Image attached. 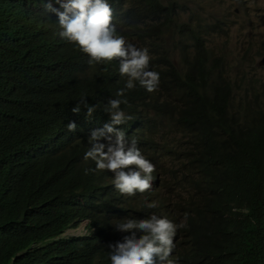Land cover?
Returning <instances> with one entry per match:
<instances>
[{
  "label": "trees",
  "instance_id": "1",
  "mask_svg": "<svg viewBox=\"0 0 264 264\" xmlns=\"http://www.w3.org/2000/svg\"><path fill=\"white\" fill-rule=\"evenodd\" d=\"M107 2L117 7L120 16L114 22L117 34L148 50L149 70L160 76L154 92L138 81L127 89L128 77L120 75L119 60L90 63V56L78 45L60 38L56 17L40 3L29 7L28 0H0V264H73L44 252L52 245H36L49 229L43 227L41 208L31 199L39 184L77 178L79 149L55 148L52 136L74 116L86 115L83 106L79 114L72 108L89 86L101 85L98 96L104 101L92 116L107 113L111 99L126 100L120 107L133 117L125 123L133 131L155 135L158 117L165 127L177 130L204 122L222 127L230 114L264 127V96L236 101L233 83L222 76L204 45L194 52L184 51L181 67L173 62L161 35L171 20L169 5L161 0ZM121 89L123 97L117 95ZM83 130L78 123L76 135L85 138ZM202 138L209 140L206 134ZM216 143L212 138L211 147ZM229 172L237 186L215 181V195L208 204L182 210L187 242L180 263L264 260V144L257 146L250 139L229 163ZM241 190L240 219L231 230L234 219L230 217L225 234L214 244L221 220L206 214L217 212L223 218L232 214ZM50 209L58 208L50 204Z\"/></svg>",
  "mask_w": 264,
  "mask_h": 264
},
{
  "label": "clouds",
  "instance_id": "2",
  "mask_svg": "<svg viewBox=\"0 0 264 264\" xmlns=\"http://www.w3.org/2000/svg\"><path fill=\"white\" fill-rule=\"evenodd\" d=\"M33 2L56 17L60 38L78 45L90 56V63L119 60L120 75L128 77L127 89H133L138 81L148 92L157 90L160 76L149 70L148 50L138 49L117 34V7L107 0H28V6ZM236 2L242 4V0ZM165 5L173 10L169 25L161 34L171 58L172 42L179 34L181 64L184 51L194 52L196 46L204 45L222 76L233 83L236 101L260 100L264 96L239 99L240 85L233 81L222 57L209 48L202 35L204 25L183 20L176 3ZM238 12L235 8L234 13ZM212 25L216 26V22L208 24ZM262 53L258 51L259 56ZM263 59L264 56L260 66H264ZM242 81H247L246 76ZM101 87L86 88L81 101L72 108L73 113L79 114L83 106L86 115L74 116L52 136L55 148L79 149L78 175L76 179L39 184L32 194L33 205L41 208L43 227L49 229L48 236L36 245H52L44 252L73 264H182L179 258L187 242L182 231L186 227L182 210L208 204L215 195V181L237 186L229 163L236 160L250 139L257 146L264 144V127L255 120L245 121L240 115L230 114L222 127L204 122L202 126L177 130L165 127L158 117L155 135L146 130L133 131L125 126L133 117L120 107L126 100L111 99L107 113L92 116L95 109L104 106L98 96ZM249 91L246 88L247 94ZM117 95L123 97L124 90ZM78 123L84 126L85 138L76 135ZM202 134L208 135L209 140H204ZM212 138L217 141L215 147H211ZM221 150L229 153L221 154ZM240 194L242 190L234 200L232 214L225 218L217 212L206 214L221 220L214 244L225 234L230 217L234 219L231 230L238 223L243 211ZM50 204L58 209H50ZM256 264H264V260Z\"/></svg>",
  "mask_w": 264,
  "mask_h": 264
},
{
  "label": "rangeland",
  "instance_id": "3",
  "mask_svg": "<svg viewBox=\"0 0 264 264\" xmlns=\"http://www.w3.org/2000/svg\"><path fill=\"white\" fill-rule=\"evenodd\" d=\"M161 1L176 3L183 20L190 21V24L204 25L202 35L209 48L217 57H222L233 81L240 85L239 99L264 94V66L259 65L264 56V0H242L241 5L236 0H196L194 4V0ZM235 8H238V13H234ZM214 22L216 26H208ZM166 36L168 32L164 39ZM178 37L179 34L172 42V59L180 66ZM258 51L263 53L259 56ZM243 76L247 81H242ZM246 88L250 89L248 94Z\"/></svg>",
  "mask_w": 264,
  "mask_h": 264
},
{
  "label": "water",
  "instance_id": "4",
  "mask_svg": "<svg viewBox=\"0 0 264 264\" xmlns=\"http://www.w3.org/2000/svg\"><path fill=\"white\" fill-rule=\"evenodd\" d=\"M262 63H264V59H263Z\"/></svg>",
  "mask_w": 264,
  "mask_h": 264
}]
</instances>
